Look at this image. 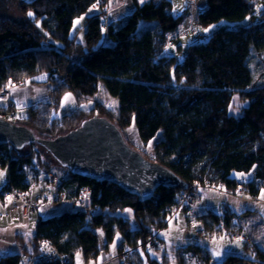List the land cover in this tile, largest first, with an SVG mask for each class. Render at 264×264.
Here are the masks:
<instances>
[{"label": "trees", "instance_id": "obj_1", "mask_svg": "<svg viewBox=\"0 0 264 264\" xmlns=\"http://www.w3.org/2000/svg\"><path fill=\"white\" fill-rule=\"evenodd\" d=\"M14 1L20 19L0 14V93L11 91L13 85L46 84L50 98L27 107L23 118L8 117L15 110L8 101L0 105V112L7 115L4 118L27 126L43 139L64 134L95 115L108 118L122 131L134 126L145 145L153 143L154 157L144 155L175 172L187 182V189L160 187L152 199L142 202L108 181L73 175L69 170L62 176L57 171L62 166L39 143L21 148L0 143V173L6 170L8 174L0 185L2 193L29 194L42 179L50 183L52 171L61 177L60 192L68 201L85 187L92 190L83 208L44 216L36 207L34 245L23 244L21 251L0 256V264H17L21 253H36L37 242L43 239L59 254L57 260L44 264H76L79 254L88 264L118 236V252H126V264H170L168 255L153 257L147 241L158 233L165 242L160 232L169 225L173 212L178 211L180 195L190 186L221 185L233 191L242 184L252 197L261 194L264 84L238 88L225 68L244 54L248 32L252 48L264 52V0H203V7L198 8L202 27L221 20L244 23L220 28L208 40L190 44L182 60L167 55L165 49L178 38L170 36L179 31L189 4L183 14L176 15L168 0H134L135 8L126 20L105 31L106 10H92L98 0ZM83 16L86 31L79 41L72 27ZM54 41L62 46L56 47ZM41 74L47 78L39 79ZM101 88L116 99L115 109L99 98ZM68 91L80 103L92 102V107L55 115ZM235 98L241 104L238 111ZM241 173L250 177L240 178ZM247 212L238 214L228 205L220 213L209 211V226L204 231L219 235L223 227L238 229L241 215ZM252 246L246 241L245 254H229L221 264H264V252ZM187 250L196 252L201 264H212L208 247H178L184 262Z\"/></svg>", "mask_w": 264, "mask_h": 264}, {"label": "rangeland", "instance_id": "obj_2", "mask_svg": "<svg viewBox=\"0 0 264 264\" xmlns=\"http://www.w3.org/2000/svg\"><path fill=\"white\" fill-rule=\"evenodd\" d=\"M141 2V0H139ZM196 1L198 3V0H168L169 3H171L175 9L174 13L176 15L183 14L185 9L188 7V4ZM144 2V0H143ZM141 2V3H143ZM104 8L106 12H108V21L109 25H111L109 18L116 19V22L120 24L121 22H124L127 18V16L130 14L131 10L133 9V0H108L104 3H102L100 9ZM99 9V8H98ZM110 10V11H109ZM190 12V10H189ZM187 14L186 18L184 19L183 23L179 27V31L176 32V34H171V39L173 37H178L173 44L169 45L165 49V53L167 55L176 56L178 60H182L185 56L186 50L188 46L195 42H204L208 40L210 35L220 29V28H232L235 26H238L240 24H243V21H232V20H221L217 24H213L207 27H198L197 33H193V26L196 25L193 21V18L191 17V14ZM10 16L12 18L20 19L21 13L18 7V4L14 0H0V14ZM79 21V23H76ZM85 17H80L74 20L73 22V32L75 31L78 35V40L82 41L84 38V33L86 31V24ZM207 30V31H205ZM248 45L246 46L244 50V54L236 58L234 60H231L228 65L225 68L226 76L233 82V84L238 88H248L253 87L255 85L264 84V52H256L252 46H251V33L248 32ZM170 39V40H171ZM54 44L56 47L62 46V42L54 41ZM47 74H41L39 76V79H46ZM25 85V84H23ZM27 86L31 85L30 83L26 84ZM22 88L23 86H17L15 85L14 88ZM24 96V103L23 104H30L27 102L30 98H47L48 94L47 91L43 92H36L32 88H23L20 90ZM1 94V93H0ZM70 94V95H69ZM46 97H45V96ZM40 96V97H39ZM67 97V99H66ZM99 98L105 101L108 105V107L115 109L116 108V99L112 96H109L104 92V89L101 88V92L99 94ZM38 100V99H36ZM92 102L85 101L83 103L78 102L76 99V96L72 91L66 92L61 101V106L54 112L55 115L61 116L64 113L71 112L75 110L78 107H82L84 109H89L92 107ZM235 104V111H238L240 107V102L238 98H235L234 101ZM0 105H7V103L0 98ZM10 105V104H9ZM27 105H21L16 106L14 111L17 113L18 118H23L27 115ZM5 113L6 112H0ZM7 116V115H5ZM124 135L126 138L131 142V144L140 150L143 154H147L150 157H154V150H153V143H148L145 145L139 138L138 132L134 126L125 128L123 130ZM135 134V135H133ZM59 174L62 176H67L69 174V171L65 167H61L57 170ZM58 172H51L55 174L56 176ZM58 176L56 177L55 181L48 183L45 179H42L39 184H36L31 189V193L25 194L31 203L32 206H35L36 203L40 206V210L42 214L45 215H52L58 212H63L65 210L69 209H76L77 207H80L78 205L73 204L72 201L64 200L63 195L60 197L58 196V190L57 187H59V190L61 191L62 186L58 182ZM240 178L242 177H250V175L241 173L238 174ZM61 186V187H60ZM221 186V185H220ZM234 191V192H233ZM228 193L226 189H223V187H207L203 189H198L196 193L197 195V201L195 206V211L197 214L194 216L186 213V211H179L176 215H174V219L170 217L169 225L163 229V235L166 237L167 235L171 237L170 242L167 243L166 241L164 247H160V249L152 250L151 255L155 258L162 259L164 253L167 251L170 252L171 256H169V259L174 261H171L170 264H187V262H184L180 252L176 251L178 250V247H181V245H188V244H201L205 246H209L212 249V253L214 256V264H221L223 258L227 256L229 253L225 251L227 248L233 244V241H238L243 243V245L246 243L245 240L240 239L238 236L231 235V232H237L239 230H243L247 233V242H252V235L251 231L247 226H242L240 228H232L227 229L225 231H221V234L217 235H207L205 230V226L208 227L209 224L205 222V220L201 218H197V216L200 215L199 210L201 212H205L206 210L203 209V206H210L215 211H221L223 207L228 203L232 209L236 210L238 213H242L245 209L250 210L251 208H258L257 212H260L261 216L264 219V203H262V200H264V190L261 192L259 196L256 198L252 197L249 193L246 191V187L240 189H235ZM214 192V193H213ZM203 193V195H202ZM200 194V195H199ZM202 195V196H201ZM89 199H87L81 206L86 207L88 204ZM15 202V203H13ZM36 202V203H35ZM0 203H2L5 207L8 209H11L15 212L18 218L21 219V221L26 220L23 222V224L18 225V222L16 220H10V225L7 227H0V236H12L16 235L17 230L21 229L24 231L23 234L17 235L15 238L14 244L11 241H0V254H5V252H16L18 251L19 245L23 246V244L26 242L27 244H30L34 233H35V225H36V214H33V217L29 218L26 216L25 211L20 207V203H16V201L6 202L0 200ZM37 207V206H35ZM26 211H28V207H25ZM31 210L29 209L28 212ZM204 217V215L202 216ZM173 220V221H172ZM20 221V220H19ZM264 232V228L262 229ZM168 240V239H167ZM173 240V241H171ZM249 240V241H248ZM120 242H118L119 244ZM118 244H117V250L116 254L110 255L107 259V261H117L119 264H126V252L119 253L118 252ZM181 244V245H180ZM4 245V246H3ZM234 245V244H233ZM167 247V248H165ZM253 249V246L251 247ZM233 249H231L232 251ZM224 256V257H223ZM176 260V261H175ZM125 262V263H124ZM82 255L79 254L77 258L76 264H84ZM90 264H95V261L89 262ZM88 263V264H89ZM102 264V263H100Z\"/></svg>", "mask_w": 264, "mask_h": 264}, {"label": "water", "instance_id": "obj_3", "mask_svg": "<svg viewBox=\"0 0 264 264\" xmlns=\"http://www.w3.org/2000/svg\"><path fill=\"white\" fill-rule=\"evenodd\" d=\"M202 2L197 3L199 9ZM0 143L16 148L39 143L71 174L117 184L142 202L152 199L160 187L187 189L185 180L147 158L115 123L102 116L86 118L76 128L49 139L0 116Z\"/></svg>", "mask_w": 264, "mask_h": 264}, {"label": "built area", "instance_id": "obj_4", "mask_svg": "<svg viewBox=\"0 0 264 264\" xmlns=\"http://www.w3.org/2000/svg\"><path fill=\"white\" fill-rule=\"evenodd\" d=\"M108 0H98L94 5L95 7L92 6V10L96 11L99 10L102 3L106 2ZM190 6V12L189 14H191V17L193 18V21L195 22L196 25L193 26V33H197L198 31V27L201 26L199 20H198V6L196 1L189 3ZM99 8V9H98ZM110 25H109V21H108V12H107V21H106V25L104 27L105 31H108ZM170 44H172V41H169ZM0 98L5 100V101H11V91L10 90H5L2 91L0 94ZM5 113H0L1 117H6ZM17 116V113L14 111L9 112L8 117L10 118H15ZM2 169L0 168V171ZM58 176V175H57ZM55 174L50 173L49 174V179L51 182L55 181V179H57V177ZM58 182L59 184L62 182V179L60 176H58ZM61 187V186H60ZM207 187H221V186H213V185H207V186H200V185H192L190 186V190H186L184 191L180 197H179V201H180V205L178 207V211L175 212L178 213L179 211H187V213L191 214V215H195L197 214V212L195 211V206H196V201H197V195L198 193H196V191L198 189H203V188H207ZM223 187V186H222ZM244 186L242 184L238 185L237 189L243 188ZM223 189H226L223 187ZM58 190V196H62L63 195V199H66V195L62 194L59 190V187H57ZM228 191V193L231 192V190L226 189ZM92 190L90 187H85L81 190L79 196L77 198H75L73 200V204L78 205L80 207H82L81 205L87 200L90 199ZM234 192V191H233ZM0 193H2V190L0 189ZM232 193V192H231ZM230 193V194H231ZM3 198H0V200L3 201H8L11 202L12 201H16V203H20V207L25 211V214L27 217H33V214H36V207L32 206L29 198L26 195H22L19 194L16 191H10V192H6V193H2ZM15 203V202H13ZM28 207V211L29 209L31 210L30 212L26 211V208ZM175 212H173L172 216L173 217L175 215ZM239 219H235V221H237ZM241 227V226H240ZM223 230H227L226 228L223 227ZM231 235L233 236H238L240 239L242 238V240L247 241V233L244 232L243 230H239L237 232H231ZM249 241V240H248ZM165 244L163 243V241H160V238L158 236V233L153 234V236H151L148 241H147V247L149 250H155L158 249L160 247H164ZM178 251V250H176ZM179 252V251H178ZM184 258L187 262V264H201L200 259L198 257V254L196 252H194L193 250H187L186 252L183 253ZM59 258V254L57 252V250L55 249V247L52 245V243L48 240H40L39 242H37V252L36 253H27V252H23L21 253L20 257L17 260V264H44V263H48V262H52L55 261ZM68 258L65 257V260H67Z\"/></svg>", "mask_w": 264, "mask_h": 264}, {"label": "crops", "instance_id": "obj_5", "mask_svg": "<svg viewBox=\"0 0 264 264\" xmlns=\"http://www.w3.org/2000/svg\"><path fill=\"white\" fill-rule=\"evenodd\" d=\"M146 1V0H144ZM170 6H171V9L172 11H174L175 7L169 3ZM135 8V4H134V0H133V9L131 10V12L134 10ZM110 11V10H109ZM130 12V13H131ZM110 20V23L112 26H114L117 22H116V19H112L109 18ZM15 85H13L12 87H10L11 89V101H9V103L11 105H13L15 108L16 106H21V105H27V104H23L24 103V96L22 94V92H20L21 89L23 88H32L34 91H36L37 93L38 92H43V91H47V98H30L28 101L30 102H27V103H30L27 105V107L31 106V105H34L40 101H43V100H47L50 98V93H49V86L46 85V84H31L29 86H27L26 84L25 85H17V86H23L22 88H14ZM45 96V95H44ZM40 97V96H39ZM46 97V96H45ZM38 99V100H36ZM6 103H8V101H5ZM135 135V134H133ZM8 179V174H7V171L6 170H3L1 173H0V185L4 184V182H6V180ZM214 193V192H213ZM203 195V193H202ZM201 195V196H202ZM36 203V202H35ZM262 203H264V200H262ZM37 207H38V211L40 214H42L41 210H40V206L38 205V203H36ZM226 205L229 206V208L232 210V211H235L236 213H238L236 210L232 209L231 206L227 203ZM203 209H205L206 211L205 212H201L199 210V213H200V216H203L204 215V218H202L203 220H205V222L207 223L209 221V218L208 217V212L209 211H214V212H218L220 213L222 211H215L213 210L212 208H210V206L206 207V206H203ZM246 210V209H245ZM244 210V211H245ZM249 212H247L246 214L244 215H241V222L240 224L242 226H247L249 228V230L251 231V235H252V242H253V248L256 247V248H259L261 249L263 252H264V232L262 231V229L264 228V219L263 217L261 216L260 212H257L258 211V208H251L250 210H248ZM240 214V213H238ZM178 216V214H177ZM177 216L176 218L174 219H177ZM10 220H16L18 222V225H21L23 224V222H25L26 220H22L20 218L17 217V215L15 214V212L11 209H8L7 207H5L2 203H0V227H7L9 226L10 224ZM20 220V221H19ZM173 221V220H172ZM171 222V221H170ZM169 222V223H170ZM24 231L21 229L17 230V233L16 235H12V236H0V241L3 242V241H11L12 243H14L15 241V238L17 237V235L23 233ZM36 234V225H35V233L34 235ZM101 235H102V241L103 243L105 242V238H104V233L101 232ZM160 236L162 237L163 240H165L167 243H172L174 244L173 242H170V239L171 237L170 236H164L163 235V230L160 232ZM168 239V240H167ZM121 240V236H118L115 241L113 243H111V245L105 249L104 251L101 252V254L99 255V257L97 258V260L95 261V264H119L117 261H107L108 257L110 255H113L114 253L116 254V250H117V244L118 242H120ZM173 241V240H171ZM233 244L230 246V248L228 247L227 250L229 249V251H225L229 254H232V253H238V254H245V248H244V245L243 243L241 242H238V241H233L232 242ZM14 244H17V243H14ZM26 246H28V248H32V246L34 245V242L31 241L30 244H27L26 242L24 243ZM192 244V243H191ZM1 245V244H0ZM181 245V244H180ZM190 245V244H188ZM188 245H181V246H188ZM201 245V244H199ZM4 246V245H3ZM205 246V245H203ZM208 247L210 250H211V253H212V249L209 247V246H206ZM19 250L18 251H21L23 246L19 245ZM166 248V247H165ZM231 249H233L231 251ZM16 251V252H18ZM10 253H15V252H5V254H0V256L2 255H6V254H10ZM228 254V255H229ZM164 255H168V256H171L170 252L166 251L164 253ZM163 255V256H164ZM212 257H213V261H214V256H213V253H212ZM224 257V256H223ZM226 257V256H225ZM224 257V258H225ZM223 258V259H224ZM84 261V260H83ZM171 261H174L172 260V257H171ZM176 261V260H175ZM212 261V264H214ZM223 261V260H222ZM222 263V262H221ZM85 264V263H84ZM90 264V263H89Z\"/></svg>", "mask_w": 264, "mask_h": 264}, {"label": "snow or ice", "instance_id": "obj_6", "mask_svg": "<svg viewBox=\"0 0 264 264\" xmlns=\"http://www.w3.org/2000/svg\"><path fill=\"white\" fill-rule=\"evenodd\" d=\"M141 2H143V0H141ZM93 7H95V5L93 6ZM29 15L31 16V15H33L32 13H29ZM76 23H79V21H77ZM205 31H207V30H205ZM70 95V94H69ZM66 99H67V97H66Z\"/></svg>", "mask_w": 264, "mask_h": 264}]
</instances>
